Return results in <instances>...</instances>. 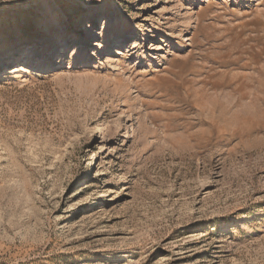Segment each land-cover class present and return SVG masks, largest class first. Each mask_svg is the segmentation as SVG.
Masks as SVG:
<instances>
[{
  "label": "rangeland",
  "instance_id": "obj_1",
  "mask_svg": "<svg viewBox=\"0 0 264 264\" xmlns=\"http://www.w3.org/2000/svg\"><path fill=\"white\" fill-rule=\"evenodd\" d=\"M0 264H264V0H0Z\"/></svg>",
  "mask_w": 264,
  "mask_h": 264
},
{
  "label": "bare ground",
  "instance_id": "obj_2",
  "mask_svg": "<svg viewBox=\"0 0 264 264\" xmlns=\"http://www.w3.org/2000/svg\"><path fill=\"white\" fill-rule=\"evenodd\" d=\"M196 1H201V0H196ZM60 25H61V24H60ZM135 29H136V28H135ZM60 31H61V28H60L59 31L56 33L57 35L55 36V38H54V39H51V40H56L57 38H59L60 40H63L67 34H65V35H58V33H59ZM57 43H58V42H57ZM7 47H8V49L4 51L5 53H7V52H11V51H13V49L16 48V47L11 46V45H9V46H7Z\"/></svg>",
  "mask_w": 264,
  "mask_h": 264
},
{
  "label": "snow or ice",
  "instance_id": "obj_3",
  "mask_svg": "<svg viewBox=\"0 0 264 264\" xmlns=\"http://www.w3.org/2000/svg\"><path fill=\"white\" fill-rule=\"evenodd\" d=\"M96 7H100L101 5L100 4H97V5H95ZM105 27H107V26H105ZM96 28L98 29L99 28V23H97L96 24ZM73 51V49L72 48H68L67 50H66V52H65V57H67V55H68V53H70V52H72ZM75 54H78V50H76V53Z\"/></svg>",
  "mask_w": 264,
  "mask_h": 264
}]
</instances>
